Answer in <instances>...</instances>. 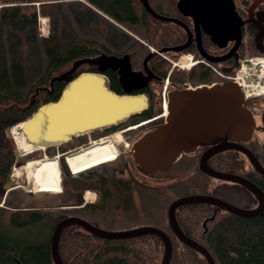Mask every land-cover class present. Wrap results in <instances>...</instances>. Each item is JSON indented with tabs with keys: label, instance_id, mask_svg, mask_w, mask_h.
<instances>
[{
	"label": "trees",
	"instance_id": "trees-1",
	"mask_svg": "<svg viewBox=\"0 0 264 264\" xmlns=\"http://www.w3.org/2000/svg\"><path fill=\"white\" fill-rule=\"evenodd\" d=\"M146 2L160 17L154 16L143 0H49L38 4L32 0H0L2 194L13 167L29 157L18 156L9 132L12 126L27 119L42 103L56 100L68 81L80 72L104 70L101 64L111 62L106 69L110 75L108 87L116 93H126L118 62L124 63L128 58L131 69L143 68L144 58L150 51L140 38L159 51L178 41L177 0ZM40 16L48 17L47 35L41 34ZM245 55L248 54L241 57ZM99 56V60L93 59ZM212 62L220 67L217 61ZM239 64L237 61L227 71L231 77ZM170 66V61L162 56L151 55L146 67L155 77L141 89L133 90L148 97V107L118 126L92 131V137L99 138L132 125L136 128L152 122L162 123L161 91L166 77L168 89L187 81L198 84L219 80L218 75L201 63L186 71L174 68L169 72ZM261 103L255 97L245 99V106L251 109L261 108ZM86 137L82 134L75 138L86 140ZM125 139L131 142L132 137ZM244 144L264 166V141L253 137ZM213 154H216L211 157L215 163H209L211 167L241 175L264 193V174L257 171L243 152L227 148ZM197 155L198 152L183 153L168 169L145 172L132 155L117 154L114 160L98 165L99 168L77 174L70 172L62 155L61 191L40 195L48 202L38 205L32 201L35 193L20 187L7 191L3 205L11 210L13 223L23 225L29 220L37 232L24 238L0 233V264H56L51 236L55 225L69 216H78L107 231L159 228L171 241L168 264H208L203 254L173 232L168 220L170 203L181 196L206 194L242 209H251L258 205V199L243 184L214 178L201 171ZM41 156V151L32 153V158ZM213 178L219 182L212 184ZM84 190L96 192L93 202H82ZM144 196H148L147 207L142 201ZM20 212L27 213L28 220L17 221ZM174 214L183 233L204 246L215 264H264V210L261 214L243 216L216 204L194 201L177 206ZM164 251V242L155 233L107 238L71 223L60 230L58 237V254L63 264H162Z\"/></svg>",
	"mask_w": 264,
	"mask_h": 264
},
{
	"label": "water",
	"instance_id": "water-1",
	"mask_svg": "<svg viewBox=\"0 0 264 264\" xmlns=\"http://www.w3.org/2000/svg\"><path fill=\"white\" fill-rule=\"evenodd\" d=\"M143 1L154 16L160 17L149 8L146 0ZM176 7L183 15L191 17L220 46L240 37L242 20L235 12L232 0H177ZM263 32L264 26L256 35L257 44L261 43ZM149 55L144 58V63ZM124 63L130 68L128 58ZM106 66L101 64L100 68L104 69ZM139 74L137 71L134 75ZM123 76L122 73L121 78ZM139 88L126 86V93L119 94L108 87L104 76L99 72H80L68 81L56 100L42 103L23 120L20 129L29 142L42 146L44 151L61 147L79 135L115 126L143 112L148 107V98L143 93L133 92ZM244 102L243 91L233 80H225L211 86L170 89L167 94L168 113L164 122L145 132L132 145V157L145 172L166 170L182 153L194 152L199 146H209L200 157L201 171L214 178L243 184L256 194L258 205L251 209H242L214 195L206 194L185 195L170 203L168 220L173 232L180 240L203 254L208 264H215L212 256L204 246L183 233L176 221L174 210L185 203L202 201L219 205L243 216H254L263 212L264 193L253 181L241 175L216 170L207 164V158L212 153L223 148H235L249 158L258 172L264 174V166L244 145L252 138L254 131L253 112ZM262 118L264 130V112ZM64 159L66 160V154ZM27 161L23 160L18 165ZM57 162L61 177L62 172L59 161ZM4 187L6 191L11 188L8 182ZM71 223H77L88 231L107 238L155 233L162 238L165 245L162 264L169 263L171 241L159 228L148 226L127 231H107L78 216H69L55 225L51 236L52 253L56 264H63L58 254L60 230Z\"/></svg>",
	"mask_w": 264,
	"mask_h": 264
},
{
	"label": "flooded vegetation",
	"instance_id": "flooded-vegetation-1",
	"mask_svg": "<svg viewBox=\"0 0 264 264\" xmlns=\"http://www.w3.org/2000/svg\"><path fill=\"white\" fill-rule=\"evenodd\" d=\"M232 2L234 5V10H235L236 14L242 20L240 37L238 40L229 41L226 43V45L220 46V44L217 42H214L212 40V38L210 37V35L206 34L191 17L183 15L182 13L179 12L180 17H178L176 19V22L179 24V26L176 27V29H177L176 31L179 32L178 33V41L175 44L170 45V46H163V47L161 46L163 48L161 51H157L158 49L155 48L156 50L152 51V53H150L149 57L153 54H158V55L162 56L164 59H166L167 61H170L171 66H170L169 72H171L172 69L177 68V66L174 65L173 62H175L178 59H181L183 56H186L190 60H192V59L194 60L192 64L197 65V64L201 63V64L209 67L211 71L213 70V72L219 76V80L212 82V83H215V82H221L224 80V78H227L229 76V73L227 71L232 70L233 66L237 63V61H239V63L241 64V59H240L241 54H248L249 58L252 57L251 59H255V58H253L254 56L255 57L256 56H264V32L261 36V43L257 44L255 41V38H256L258 31L260 30V28L262 26H264V0H232ZM212 58L219 59L216 63H218V65L221 68L217 67L213 64V62L211 60ZM256 59H258V58H256ZM260 59H264V57H262ZM107 64H111V62H109ZM118 65H120L119 70L121 69L120 70V81L123 82L124 84H126L127 87L128 86L140 87L139 89H141L142 87H144L149 82V80L151 78L155 77V74L151 73L152 71L146 67V62L144 63V61H143V68H140V69H130V68L126 67V63H122V62H118ZM111 66H113L115 69L117 68L116 64H112ZM107 67H108V65L104 68V70H102L99 73L104 76V78L107 82V85H108V82L110 80V75H109V71L106 70ZM223 69H225L226 71H224ZM137 71L140 74L134 75ZM169 72H168V74H169ZM122 73L124 76L121 78ZM132 73H133V75H132ZM236 75L237 74L235 73L234 76H236ZM234 76H232V77H234ZM209 84H211V83L192 84L191 82L187 81L184 84H181L178 87H173V88H193V87H198V86H202V85H209ZM163 85H164V80H163ZM140 93H142V92H140ZM255 98H257V97H255ZM258 99H259V102H262L261 104H263L262 107L259 108V110H260L259 113L255 114L254 109L250 108L252 110L253 116H254V131H253L252 138L254 137V135H255L254 132H256V131H259L264 136V130L262 129V125H263V118L262 117H263V112H264V100H263L264 97L258 98ZM118 125L119 124H117L116 126H118ZM157 125H159V123L152 122L148 126H146V125L142 126L141 125V126L136 127V128L132 127V128H135L134 130H132L131 128H128V127H123L121 129H118L121 132L122 139L124 141H126L127 144H125V142L122 143L121 141L115 140L114 136L116 134H113V133H115V131H117V130H114L107 135H103V136H107L103 139L104 141L102 139H100V137L99 138H93L91 134H88L86 137V140L83 138H79V139L74 138L73 141L70 143V145H63V146L58 147V148H51V149H48L47 151H45V153L49 156H53L57 153L59 162L61 160V156L64 153H66V155H69V156L71 155L73 157L72 159L79 158V156H80L82 158L80 161H87L89 159H92L94 157L101 155L105 151H93L92 152V150H91V151H82L81 152L79 150H77V151H72V150L78 149L80 146L87 144L89 141H91L93 139H95L96 141H94L92 144H90L91 146L89 145L86 147H94L95 145H98V144H101L102 142L110 140L111 144L113 145V146L111 145L112 152H114V157L112 159H105L101 163H98L97 165H94L92 167H89V168H87L83 171H79V172L72 170L68 166L67 160H65L68 168H70V171L74 174H77L80 172H84L88 169L94 168V167L101 165L103 163L110 162V161L114 160L117 156V153L120 157H122V155L124 154L125 151H128V152L132 151V149L127 150L126 148L128 145H130L132 148L133 143L140 137L139 132L142 131L141 129L148 127V128H150L149 130H152ZM103 136H101V137H103ZM127 136L132 137L131 142H129L125 139V137H127ZM255 137L258 138L257 134ZM123 144H125V146H123ZM208 147L209 146H203V147L199 146L198 148H196V150H194L193 153L198 152L197 159H196L198 166H199V161H200L201 155L204 153L205 150L208 149ZM224 149H227V148H223L220 150H224ZM233 150H238V149L233 148ZM35 154H37V153H35ZM96 154H98V155H96ZM216 154L212 153L207 158V164L208 165L215 163V161L211 157H213L214 155L216 156ZM127 155H131V153H128ZM31 157H32V155H31ZM92 193H94L96 195L95 191H93Z\"/></svg>",
	"mask_w": 264,
	"mask_h": 264
},
{
	"label": "bare ground",
	"instance_id": "bare-ground-1",
	"mask_svg": "<svg viewBox=\"0 0 264 264\" xmlns=\"http://www.w3.org/2000/svg\"><path fill=\"white\" fill-rule=\"evenodd\" d=\"M157 51H159V50H157ZM150 53H152V51H150ZM255 60H256V62H258L257 64L260 63V65H262V66L264 65V59H255ZM253 61H254L253 59H244V61H243L244 62L243 67L244 68L242 67L243 68L242 77L240 80L237 79L240 86L244 89L243 90L241 88L243 93H244V91L248 94H253V92H254L253 90L250 91L249 88H247V86H246V84H247L246 79H249V75H248V69H247V71H245L246 70L245 66H247L248 64H250ZM253 64H254V62H253ZM164 82H166V83L168 82V77H166L164 79ZM255 92L256 93H259V92L264 93V88H261V89H259V91H255ZM10 132L12 134V138L15 142L16 148L18 149V151H20L21 154L33 153L34 151L44 149L42 146L32 144L31 142L28 141V139L26 138V136L22 133V131L20 129V124L12 126L10 129ZM113 134H116L114 136L116 141H121L122 137H121L120 131H116ZM105 137H107V136L100 137V139L103 140ZM94 141H96V140H91L89 142V145L92 144ZM89 145H85V146H89ZM111 145H112L111 141L108 140V141L102 142L101 144L95 145L94 147L84 148L85 146H80L81 147V148L79 147L80 149L78 148V149H75L72 151L79 150L82 152V151H91L92 150V152L93 151H105V152H103L104 154L102 153L101 155L94 157L92 159H89L87 161H80L82 159L80 156H79V158L72 159L73 157L71 155L70 156L66 155L67 164L72 170L79 172V171H83L89 167H92L94 165H97L98 163H101L105 159H112L114 157V152H112ZM96 155H98V154H96ZM30 156H31V154H30ZM53 157L54 158H51V159L44 158L41 160H33L27 164L18 165L17 167H15L12 171V178H13L14 182L12 180H11V182H10V180H8L9 188L13 184H17V186H22L24 184L28 190L35 191V192L36 191L37 192L38 191H40V192H57L58 190L60 192L61 191V189H60L61 184H60L59 167H58V162H57L58 156L55 155ZM22 176L24 177L23 183H21V180H20ZM4 189H5V187H4ZM10 189H8V190H10ZM7 191L5 189V193H7ZM2 201L3 200L1 199L0 204L3 205Z\"/></svg>",
	"mask_w": 264,
	"mask_h": 264
},
{
	"label": "rangeland",
	"instance_id": "rangeland-1",
	"mask_svg": "<svg viewBox=\"0 0 264 264\" xmlns=\"http://www.w3.org/2000/svg\"><path fill=\"white\" fill-rule=\"evenodd\" d=\"M32 1H36V4H38L39 2H44V1H49V0H32ZM41 25H42V27L46 30L47 29V31L49 32V21H48V17H46V16H40V27H41ZM140 40H142V42H144L145 44H147V46H148V48H149V51H155L156 49H155V46L154 45H152L151 43L149 44V43H147L145 40H143V39H141L140 38ZM262 57H264V56H254L253 58H258V59H260V58H262ZM101 58V56H99V57H95V58H93L94 60H99ZM251 59V58H249L248 57V55H245V57H241L240 59H241V64H239V67L237 68L238 70L236 71V74H237V79L238 80H240L241 79V77H242V71H243V61H244V59ZM255 59H253L254 61V64H253V62H251L250 64H248L247 66H245L246 67V70L245 71H247V69H248V75H249V79H246L247 80V84H246V86H247V88H249V90L251 91V90H253V91H259V89H261V88H264V65L262 66V65H260V63L259 64H257L258 62H256V60ZM194 60L192 59V60H190L189 58H187L186 56H183L182 58H181V62H184V63H186V64H188L189 62H193ZM256 63V64H255ZM190 65V64H189ZM195 65V64H194ZM192 66H193V64H192ZM243 67V68H242ZM181 70H188V69H186V68H181ZM213 71V70H212ZM247 73V72H246ZM253 76V77H252ZM231 79V76L229 75L227 78H224V80H230ZM242 81V80H241ZM167 84H168V82H167ZM168 89V88H167ZM253 95H255L254 97H257V98H262V97H264V93H255V94H253ZM259 108H256V109H254V112H255V114H258L259 113ZM15 126V125H14ZM132 127L133 126H131V127H128V128H131L132 129ZM146 129H142V135L146 132V131H149L148 130V127H145ZM117 131H119V130H117ZM10 132V131H9ZM116 132V131H115ZM10 134H11V132H10ZM90 134V133H89ZM254 137L256 136V134H257V137H258V139H260V140H262V141H264V136H263V134L262 133H260L259 131H256V132H254ZM86 135H88V134H86ZM11 136H12V134H11ZM141 136V135H140ZM123 142H125V144H127V142L126 141H124L123 139H122V143ZM70 143L71 142H69V143H67L66 145H70ZM125 144H123V146H125ZM84 148H87L86 146L84 147ZM83 149V148H82ZM127 150H130V149H132L131 148V146L130 145H128L127 146V148H126ZM41 151V153H42V157L40 158V157H38L37 159H32V157L30 156V154L32 155V153H28V154H26V155H28L29 157L28 158H26L25 160H28L26 163H24V164H27V163H29V162H31V161H33V160H41V159H44V158H46V159H51V158H54L53 156H49V155H47V154H44L43 155V150H38V151H34L33 152V154H35V153H38V152H40ZM132 151H125L124 153H125V155H127L128 153H131ZM65 154L66 153H64L63 154V157H65ZM22 155H24V154H21L20 153V151H18V156H22ZM60 155V154H59ZM33 158H35V157H33ZM40 158V159H39ZM24 164H22V165H24ZM18 166V164H16L14 167H13V169L15 168V167H17ZM94 168H99V166H96V167H94ZM13 169H12V171H13ZM70 169V168H69ZM59 173H60V170H59ZM72 173V172H71ZM23 176L21 177V183H23L24 182V180H23ZM9 180H10V182H11V180L14 182V180H13V178H12V172H11V174H10V178H9ZM211 181H212V184H217L218 182H219V180L218 179H211ZM12 182V183H13ZM60 184H61V177H60ZM13 187H20V188H22V189H24L25 191H30V192H33V193H35L34 195H33V197H32V201H34L35 200V202L36 203H38V205H40L41 203H45L46 201L48 202V200L46 199H43V198H41L40 197V195H42V193H44V192H40V191H31V190H28L27 189V187H25V185L23 184L22 186H17V184H13L12 186H11V189L13 188ZM62 187H60V189H61ZM57 192H59V190L57 191ZM93 191L92 190H84L83 192H82V202L83 203H90V202H93L94 200H95V198H96V195L94 194V193H92ZM2 193L0 192V195H1ZM6 195V193L4 192V194H2L1 196H0V200L2 199H4V196ZM88 195V196H87ZM142 201L144 202V206L145 207H147V204H148V196H144L143 198H142ZM3 202V201H2ZM0 203H1V201H0ZM11 215H12V213H11V210H8L7 209V207H5V206H3L2 204H0V233H3V234H7V235H9V236H11V237H16V238H18V237H21V238H24V237H28L29 235L30 236H33V235H35L36 234V232H37V229H35L33 226H32V223L28 220V218H29V216H28V214L27 213H24V212H20V213H18L17 214V216H16V220L17 221H26V220H28V222H26L25 224H23V225H17L16 223H13V219H12V217H11ZM40 228H42L43 229V227H40ZM36 231V232H35ZM41 231H43V230H41Z\"/></svg>",
	"mask_w": 264,
	"mask_h": 264
},
{
	"label": "built area",
	"instance_id": "built-area-1",
	"mask_svg": "<svg viewBox=\"0 0 264 264\" xmlns=\"http://www.w3.org/2000/svg\"><path fill=\"white\" fill-rule=\"evenodd\" d=\"M41 30V34L45 35L48 33L47 29L45 30L42 25L40 27ZM193 62H189L188 64L181 62V59L176 60L175 62H173L174 65L177 66V68H189L192 65ZM190 64V65H189ZM234 80L237 81V75L235 77H233ZM244 90V89H243ZM167 83L165 82L163 85V89H162V108H163V112L161 113L163 116L166 115V109H167ZM256 92L254 91L253 94H255ZM253 94H248L244 91V96L248 97L251 96ZM165 113V114H164Z\"/></svg>",
	"mask_w": 264,
	"mask_h": 264
},
{
	"label": "crops",
	"instance_id": "crops-1",
	"mask_svg": "<svg viewBox=\"0 0 264 264\" xmlns=\"http://www.w3.org/2000/svg\"><path fill=\"white\" fill-rule=\"evenodd\" d=\"M1 196V195H0ZM1 201V200H0ZM8 210H10L9 208H7Z\"/></svg>",
	"mask_w": 264,
	"mask_h": 264
}]
</instances>
